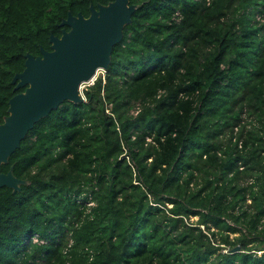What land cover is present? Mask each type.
Returning a JSON list of instances; mask_svg holds the SVG:
<instances>
[{"label": "trees", "instance_id": "obj_1", "mask_svg": "<svg viewBox=\"0 0 264 264\" xmlns=\"http://www.w3.org/2000/svg\"><path fill=\"white\" fill-rule=\"evenodd\" d=\"M106 2L0 0V122L24 53ZM128 2L83 100L0 164L27 181L0 186V264H264V0Z\"/></svg>", "mask_w": 264, "mask_h": 264}, {"label": "water", "instance_id": "obj_2", "mask_svg": "<svg viewBox=\"0 0 264 264\" xmlns=\"http://www.w3.org/2000/svg\"><path fill=\"white\" fill-rule=\"evenodd\" d=\"M134 9L128 0H107L95 6L90 3L86 15L67 11L59 21L67 29L61 27L59 35L49 33V48L40 46L35 55L24 53L22 69L10 79L13 88L24 86L23 90L8 98L7 113L0 122V164L7 161L36 120L62 100H83L80 84L93 79L98 69L106 68L111 47L121 38ZM25 183L12 173L11 166L0 170V186L15 191ZM237 249L238 245L231 248Z\"/></svg>", "mask_w": 264, "mask_h": 264}, {"label": "built area", "instance_id": "obj_3", "mask_svg": "<svg viewBox=\"0 0 264 264\" xmlns=\"http://www.w3.org/2000/svg\"><path fill=\"white\" fill-rule=\"evenodd\" d=\"M91 81V80H90ZM89 81V82H90ZM80 88V87H79ZM79 92H80V94H81V89H79ZM82 95V94H81ZM136 111H134V113H135ZM86 203L87 204H91L92 202L91 201H86ZM31 240L33 241V242H37V243H40V242H42L43 240H42V238H40L36 233H34V234H32L31 235ZM258 252V251H257ZM260 252V251H259Z\"/></svg>", "mask_w": 264, "mask_h": 264}, {"label": "rangeland", "instance_id": "obj_4", "mask_svg": "<svg viewBox=\"0 0 264 264\" xmlns=\"http://www.w3.org/2000/svg\"><path fill=\"white\" fill-rule=\"evenodd\" d=\"M101 71H102L101 69H98V70L96 71V74H95V75L102 73ZM95 75H94V76H95ZM89 81H90V80H89ZM89 81H88V82H83V83H81L79 89H81L84 85H86L87 83H89ZM194 218H195V216H191V217H190V219H194ZM258 253H259V251H258Z\"/></svg>", "mask_w": 264, "mask_h": 264}, {"label": "clouds", "instance_id": "obj_5", "mask_svg": "<svg viewBox=\"0 0 264 264\" xmlns=\"http://www.w3.org/2000/svg\"><path fill=\"white\" fill-rule=\"evenodd\" d=\"M81 95V94H80ZM82 96V95H81Z\"/></svg>", "mask_w": 264, "mask_h": 264}]
</instances>
